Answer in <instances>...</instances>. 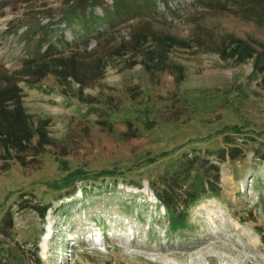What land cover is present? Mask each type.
Returning a JSON list of instances; mask_svg holds the SVG:
<instances>
[{"label":"rangeland","instance_id":"rangeland-1","mask_svg":"<svg viewBox=\"0 0 264 264\" xmlns=\"http://www.w3.org/2000/svg\"><path fill=\"white\" fill-rule=\"evenodd\" d=\"M254 2L0 0L32 133L0 135V264H264V71L229 56L264 52Z\"/></svg>","mask_w":264,"mask_h":264},{"label":"trees","instance_id":"trees-1","mask_svg":"<svg viewBox=\"0 0 264 264\" xmlns=\"http://www.w3.org/2000/svg\"><path fill=\"white\" fill-rule=\"evenodd\" d=\"M77 1H82L83 4H88V0ZM246 8V11H249L251 13H254L256 10H264V7L256 2L250 3V6ZM62 21H64L66 24H70L71 19H64ZM88 21L89 20L84 17H79L74 21V23L79 24L78 26L80 27L82 26V29L84 28L83 33L88 35L89 33H92L94 31L90 28ZM155 35L156 33H154V31H149L143 36L139 35L138 37H136V42L142 45L149 37L156 38ZM163 40L173 42L174 39L173 37L167 36ZM229 54V56L234 57L239 61L253 58L254 68L259 71H264V52L256 53V50L254 48L240 40L235 41L234 45L229 48ZM24 65L27 66L26 68L36 69V72H42V74L53 72L56 67L63 70L68 68L67 64L64 61V57H57L53 59L48 58L38 63H35V61H25ZM70 68H73V65ZM73 74L74 72H72V75ZM69 75H71V73ZM0 135L4 136V139L7 143L9 142L16 148L20 144H23L24 141H28L30 139V136L32 135L28 126L27 117L25 116L21 105L20 88L15 83L0 87ZM77 173L78 172H74V175H77ZM157 196L159 200L162 201V205L168 215L174 216V214L180 213L181 209L179 207H174L172 209V205L166 192H162L161 194L159 193ZM173 227L175 228L177 226L174 225Z\"/></svg>","mask_w":264,"mask_h":264},{"label":"bare ground","instance_id":"bare-ground-1","mask_svg":"<svg viewBox=\"0 0 264 264\" xmlns=\"http://www.w3.org/2000/svg\"><path fill=\"white\" fill-rule=\"evenodd\" d=\"M46 238V237H45Z\"/></svg>","mask_w":264,"mask_h":264}]
</instances>
